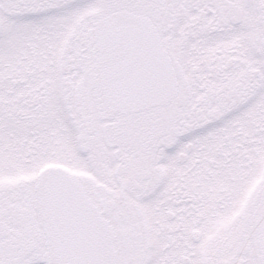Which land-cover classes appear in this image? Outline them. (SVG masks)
I'll return each instance as SVG.
<instances>
[{"label":"snow or ice","instance_id":"1","mask_svg":"<svg viewBox=\"0 0 264 264\" xmlns=\"http://www.w3.org/2000/svg\"><path fill=\"white\" fill-rule=\"evenodd\" d=\"M0 264H264V0H0Z\"/></svg>","mask_w":264,"mask_h":264}]
</instances>
